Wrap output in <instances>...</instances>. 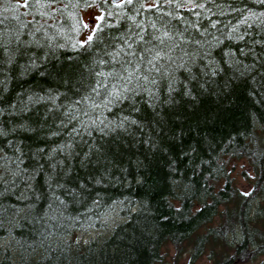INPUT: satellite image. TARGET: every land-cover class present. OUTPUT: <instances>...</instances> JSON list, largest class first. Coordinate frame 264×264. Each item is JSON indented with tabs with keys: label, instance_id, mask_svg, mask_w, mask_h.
Masks as SVG:
<instances>
[{
	"label": "trees",
	"instance_id": "16d2710c",
	"mask_svg": "<svg viewBox=\"0 0 264 264\" xmlns=\"http://www.w3.org/2000/svg\"><path fill=\"white\" fill-rule=\"evenodd\" d=\"M263 189L264 0H0V264H264Z\"/></svg>",
	"mask_w": 264,
	"mask_h": 264
},
{
	"label": "rangeland",
	"instance_id": "374dc122",
	"mask_svg": "<svg viewBox=\"0 0 264 264\" xmlns=\"http://www.w3.org/2000/svg\"><path fill=\"white\" fill-rule=\"evenodd\" d=\"M19 2H23L24 0H18ZM101 13L95 7L85 8L82 13L81 17L85 23V33L81 36V39H86L91 32L93 31L95 24L98 22ZM235 176L238 183V186L242 191L249 192L253 189V181H254V174L251 170V167L247 163V161H239L236 164L235 168ZM255 204L258 206H264V189L262 194L256 199ZM122 207L121 204H116L112 210L107 212L103 216V225L101 227H92L86 228L83 230H79L75 232L70 238L74 241V243L79 245L87 244L92 240H96L102 238L103 236L108 235L112 229L119 223L122 222L125 218L122 214ZM174 251L170 249V256L172 257ZM262 257H256L252 260H247L242 262L241 264H257ZM188 263V256L185 254L183 255L178 264H187ZM207 261H197L195 264H205Z\"/></svg>",
	"mask_w": 264,
	"mask_h": 264
},
{
	"label": "snow or ice",
	"instance_id": "6c2138e0",
	"mask_svg": "<svg viewBox=\"0 0 264 264\" xmlns=\"http://www.w3.org/2000/svg\"><path fill=\"white\" fill-rule=\"evenodd\" d=\"M127 2L128 3H132V0H127ZM89 40H91L92 39V37L91 36H89V38H88Z\"/></svg>",
	"mask_w": 264,
	"mask_h": 264
},
{
	"label": "water",
	"instance_id": "95a60500",
	"mask_svg": "<svg viewBox=\"0 0 264 264\" xmlns=\"http://www.w3.org/2000/svg\"><path fill=\"white\" fill-rule=\"evenodd\" d=\"M120 0H113L114 3H118Z\"/></svg>",
	"mask_w": 264,
	"mask_h": 264
}]
</instances>
